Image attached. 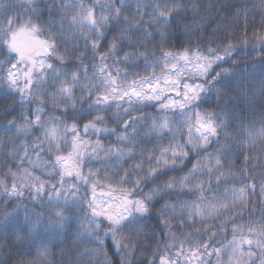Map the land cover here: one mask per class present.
<instances>
[{
    "label": "snow or ice",
    "instance_id": "1",
    "mask_svg": "<svg viewBox=\"0 0 264 264\" xmlns=\"http://www.w3.org/2000/svg\"><path fill=\"white\" fill-rule=\"evenodd\" d=\"M123 11L124 0H0V90L25 109L22 123L13 118L5 127L23 142L0 167V197L41 204L47 197L57 234L70 227L66 214L78 212L76 235L99 254L111 239L121 264H133L137 245L148 241L156 249L147 264H264V209L259 220L243 222L251 198L264 197V173L259 185L254 175L264 164V114L259 127L241 123L233 136L232 117L221 107V88L241 91L225 67L236 62L235 43L227 34L219 42L193 41L200 29L192 24L178 49L169 44L178 19L203 22L199 0L138 2L131 16ZM253 36L264 54V31ZM237 39L248 43L246 32ZM135 68L143 74L129 71ZM211 95L219 112L204 107ZM231 151L245 161L239 169L226 159ZM188 163L185 175L160 183ZM152 219L163 227L142 240ZM0 223L13 226L8 216ZM39 228L37 217L30 242ZM186 228L203 229L209 239ZM229 228L231 239L217 236ZM46 243L35 245L37 259L22 264H46Z\"/></svg>",
    "mask_w": 264,
    "mask_h": 264
},
{
    "label": "trees",
    "instance_id": "2",
    "mask_svg": "<svg viewBox=\"0 0 264 264\" xmlns=\"http://www.w3.org/2000/svg\"><path fill=\"white\" fill-rule=\"evenodd\" d=\"M119 5L120 0H110ZM17 3L18 0H13ZM101 2H103L101 0ZM153 4L154 0H124L123 15L131 16L135 13L137 3ZM178 3H188V0H177ZM199 12L203 17L201 22L200 17L194 19H178L171 27L173 32L169 40V44L178 49L180 44L186 40L185 25L195 24L200 31L193 36V41L198 36L205 39H217L227 34L235 43L234 59L235 63L225 64V67L234 72L235 75L231 77L233 86L239 85L240 92L229 88H221V95L226 93L227 99L221 102V107L225 104L228 108V114L232 117V122L228 124V129L231 135H235L233 129H237L238 125L243 123L246 126L249 124H256L259 127V119L264 114V95L261 94L260 87L264 81V54L261 53L260 45L254 39V32L259 33L264 31L261 20L264 17V12L260 9V0H199ZM245 14L247 21H245ZM48 13H44L43 19L47 20ZM56 17H54L55 19ZM147 21L148 19L145 18ZM219 28L216 37L211 33ZM246 38L248 43L241 44L237 38ZM109 34V39H111ZM83 45L81 44V47ZM91 54H85V60L90 59ZM138 63H143L140 61ZM129 71H138L143 74L142 68L129 69ZM246 93L247 95H241ZM14 95V94H13ZM217 96L211 95L209 103L204 105L205 108L217 112L216 108ZM50 107V106H49ZM79 110V109H77ZM25 111L24 107L19 105V100L14 102L11 96L5 95L3 90H0V167L5 163H10L9 156L13 151L14 145L18 146L23 141L17 140V137L12 132L6 131L5 127L8 121L15 118L16 123H22L19 114ZM145 113L149 116L155 115L156 112L152 108H146ZM138 115V113H133ZM143 135V134H142ZM114 140L115 137H112ZM221 145L226 148L232 146L227 145L221 139ZM150 146V145H149ZM259 145L254 152H260ZM236 168H240L245 164L243 157L238 151H231V154L226 158ZM191 163L187 164L183 172H169L160 177V183H163L173 176H183L187 173ZM251 167V165H250ZM264 173V164L255 165L254 175L258 178L257 184L261 182L259 177ZM259 189L257 188V193ZM175 199V197H173ZM47 197L44 198V204L38 201L25 199L23 203L19 201L7 202L3 197H0V221H3L5 216L12 223V227H5L0 223V264H22L23 261L37 259V250L35 245L41 242L46 243L48 255L46 264H105V257L109 264H121L123 254L118 252L113 245L111 239L105 240L104 253L99 254L95 251L96 244L87 240H82L76 235L78 229V212L67 213L70 227L65 228L59 234L56 233L53 226L49 223L51 212L47 209ZM27 208V212L25 211ZM264 209V197L259 194L251 198L250 205L243 211V222H247L250 218L259 220L261 217V210ZM39 217L40 228L38 235L34 242L28 239L29 227L37 223ZM163 227L158 225L156 219L148 221V225L141 231V239L145 236H151V229ZM197 227H200L197 224ZM208 227L218 228V222L213 224L209 222ZM231 229L228 233L217 232V236H230ZM185 232H193V234L200 235L203 239L208 240L210 233L201 231L195 233L194 229L186 228ZM179 235V233H177ZM159 232H157V239H159ZM135 251V260L133 264H147V261L152 258V252L156 249V244L150 241L137 245Z\"/></svg>",
    "mask_w": 264,
    "mask_h": 264
},
{
    "label": "rangeland",
    "instance_id": "3",
    "mask_svg": "<svg viewBox=\"0 0 264 264\" xmlns=\"http://www.w3.org/2000/svg\"><path fill=\"white\" fill-rule=\"evenodd\" d=\"M103 2L102 3H107V2H111L110 0H102ZM66 2L67 3H71L72 2V0H66ZM141 5H149V4H147V3H141ZM151 5V4H150ZM147 9H144V8H142V11H146ZM145 18L146 19H148V17L147 16H145ZM214 259V258H213Z\"/></svg>",
    "mask_w": 264,
    "mask_h": 264
}]
</instances>
